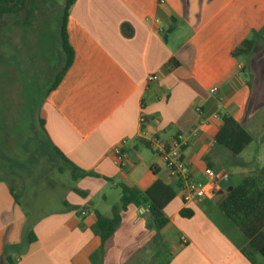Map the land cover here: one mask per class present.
Here are the masks:
<instances>
[{
	"label": "crops",
	"instance_id": "0c3cea01",
	"mask_svg": "<svg viewBox=\"0 0 264 264\" xmlns=\"http://www.w3.org/2000/svg\"><path fill=\"white\" fill-rule=\"evenodd\" d=\"M66 33L72 64L39 118L50 145L100 178L82 180L103 188L145 192L161 183L174 189L163 209L168 225L156 237L143 218L148 205L129 207L104 253L92 231L95 213L104 216L85 201L89 191L79 188L82 180L70 179L74 186L68 187L67 173L57 171L71 203L61 200L57 212L39 216L20 201L26 178L13 183V173L2 171L0 264H251L242 256L247 240L220 205L246 179L257 177L264 186V0H76ZM250 39L251 55L234 59L233 51ZM172 62L177 68L169 70ZM150 76L157 81L148 84ZM140 115L147 122L143 129ZM223 117L252 139L239 156L216 143ZM141 133L165 142L182 135L190 176L207 186V197L183 205ZM122 140L128 144L120 169L112 150ZM207 172L226 178L213 183ZM254 263L264 261L256 256Z\"/></svg>",
	"mask_w": 264,
	"mask_h": 264
},
{
	"label": "rangeland",
	"instance_id": "374dc122",
	"mask_svg": "<svg viewBox=\"0 0 264 264\" xmlns=\"http://www.w3.org/2000/svg\"><path fill=\"white\" fill-rule=\"evenodd\" d=\"M63 1L26 0L22 13L0 19V175L12 172L13 183L26 178L20 201L23 207L32 204L27 210L39 216L57 212L59 201L70 204L72 199L58 185L62 163L38 124L45 96L63 67L57 41ZM253 168L248 166L242 172ZM66 173L63 179L73 187ZM82 181L79 188L89 191L85 201L110 218L111 208L119 202V189L109 184L103 188L97 180Z\"/></svg>",
	"mask_w": 264,
	"mask_h": 264
},
{
	"label": "trees",
	"instance_id": "16d2710c",
	"mask_svg": "<svg viewBox=\"0 0 264 264\" xmlns=\"http://www.w3.org/2000/svg\"><path fill=\"white\" fill-rule=\"evenodd\" d=\"M75 2L76 0L63 1L62 22L57 39L60 47L58 59L63 67L58 76L55 77V81L45 98L57 88L72 64L73 54L67 42L66 23L68 12ZM25 3L26 0H0V19L19 15L24 11ZM253 46V40L244 41L233 51L232 57L234 59L249 57ZM175 68H177V64L173 62L168 65L169 70H174ZM222 122L223 127L216 143L231 152L232 155L239 156L252 144V139L230 118L223 117ZM38 124L48 141V137L43 129V122L39 120ZM51 149L62 163V167L58 168V171L68 172L72 181L85 178L100 179L93 173L79 170L53 146H51ZM262 172H264V169L261 170ZM256 178L246 179L240 186L233 188L232 192L220 205V210L225 217L247 240L248 244L242 251V256L251 264H255L254 258L256 256L264 261V186ZM118 189L120 192L119 203L112 208L111 217L104 218L100 214L95 213L96 223L92 231L99 238L101 249L104 253L112 248L114 235L122 222V215L127 212L129 207L148 205V214L144 215L143 218L148 231L153 232L158 237L159 233L168 225V221L163 215V209L175 197L174 189L165 187L161 183H155L145 192H140L137 189L128 188L124 185H119ZM73 193L81 198L86 197L85 193L75 189H73ZM10 194L17 204V198L11 189ZM72 210L74 209L72 208ZM180 216L182 218L191 217L190 214L186 213H181ZM27 241L31 244L34 240L32 237H29Z\"/></svg>",
	"mask_w": 264,
	"mask_h": 264
},
{
	"label": "built area",
	"instance_id": "2783aa9c",
	"mask_svg": "<svg viewBox=\"0 0 264 264\" xmlns=\"http://www.w3.org/2000/svg\"><path fill=\"white\" fill-rule=\"evenodd\" d=\"M156 81V76H150L147 79L148 84L155 83ZM216 93V88L210 90V94L214 95ZM138 123L140 129H143L147 124L143 115H140ZM139 139L145 142L154 155L159 159L163 168L167 172L168 179L174 183V187L176 188L177 193L180 195L183 205H188L194 202L197 203L207 197V186L196 183L190 176V172L183 157L187 144L185 138L182 135H176L169 142H165L160 138L146 139V134L141 133L139 135ZM127 144L128 141L122 140L112 150V154L115 157L117 165L120 169L125 167L126 155L123 153L122 149L125 148ZM206 174L207 179L213 183L216 181H222L226 178L225 174L213 175L209 172Z\"/></svg>",
	"mask_w": 264,
	"mask_h": 264
}]
</instances>
